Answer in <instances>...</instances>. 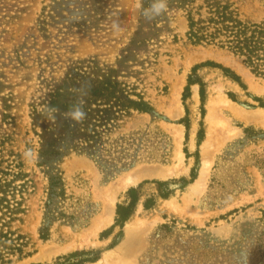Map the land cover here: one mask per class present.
<instances>
[{"label":"rangeland","instance_id":"obj_1","mask_svg":"<svg viewBox=\"0 0 264 264\" xmlns=\"http://www.w3.org/2000/svg\"><path fill=\"white\" fill-rule=\"evenodd\" d=\"M177 1L154 23L141 0H0V137L28 180L13 226L29 252L0 264H53L76 250L89 251L81 264H264V77L226 49L190 42ZM226 1L243 18L264 20V0ZM86 68L154 108L105 128L92 154L72 149L55 122L31 111ZM53 141L58 154H42ZM26 148L38 158L25 162ZM52 177L54 210L42 238ZM159 180L172 182L167 197ZM132 187L138 200L120 226L116 206ZM97 218L103 225L92 233ZM119 247L125 254L113 260Z\"/></svg>","mask_w":264,"mask_h":264},{"label":"trees","instance_id":"obj_2","mask_svg":"<svg viewBox=\"0 0 264 264\" xmlns=\"http://www.w3.org/2000/svg\"><path fill=\"white\" fill-rule=\"evenodd\" d=\"M150 3L151 0H141V8L148 7ZM177 4L183 7L187 21L186 38L190 42L226 49L241 57L253 73L264 77V20L252 21L243 18L237 7L226 0H178ZM162 17L154 19L153 22L161 21ZM93 72V68L72 71L49 95L41 108L34 105L31 110L39 119L44 117L41 112L45 110L46 105L58 108L54 131L61 139L73 142L72 149L88 154H92V149L100 144L101 132L113 126L116 120L122 119L132 111L151 113L154 110L149 101L142 96L131 98L116 80L109 76H95ZM187 82L192 84L196 80L190 76ZM84 83L89 86L88 94L83 97L86 118L81 124L73 125V122L65 119L62 113L67 112L77 102L80 95L77 89ZM199 85L201 100H203V83L199 82ZM7 139L8 136L0 137V263H9L13 258L20 259L29 254L26 251L28 239L13 226L14 221L18 220L17 215L24 209L23 197L27 191L28 180L25 179L26 173L23 171L19 154L12 150H5L4 144ZM55 145L54 141L46 142L41 153L58 154ZM181 181L185 180L182 178ZM171 183L164 180L156 181L161 197H167L170 194ZM49 184L40 229L42 238H46L48 234L46 224H49L53 214L52 200L58 180L52 177ZM127 194L128 202L116 206L115 222L120 226L132 214L138 200L137 188H129ZM153 201L152 198L147 199L144 207L150 208ZM69 217L73 218V213ZM88 253L89 251L76 250L59 257L53 264H81L89 260L84 257Z\"/></svg>","mask_w":264,"mask_h":264},{"label":"clouds","instance_id":"obj_3","mask_svg":"<svg viewBox=\"0 0 264 264\" xmlns=\"http://www.w3.org/2000/svg\"><path fill=\"white\" fill-rule=\"evenodd\" d=\"M169 10V0H151V3L148 7L142 8V15L143 17L148 20L152 21L158 17H161L167 14ZM111 29L113 30L114 34H118L121 28V22L118 18H115L111 21ZM88 85L84 83L81 85L77 92L80 94L79 98L76 103H74L67 112L62 113L65 119L70 120L73 122V125L81 124L86 118V112L84 111V99L83 97L88 94ZM59 112V109L51 106L46 105L45 110L41 112V114L50 122L54 123L56 120V114ZM34 158H38V153H34L32 148H26L25 151L22 153V159L25 162H32Z\"/></svg>","mask_w":264,"mask_h":264},{"label":"bare ground","instance_id":"obj_4","mask_svg":"<svg viewBox=\"0 0 264 264\" xmlns=\"http://www.w3.org/2000/svg\"><path fill=\"white\" fill-rule=\"evenodd\" d=\"M251 118V117H250ZM252 119V118H251ZM261 122H264V118H262V120H261ZM140 175L138 174V173H134V174H130L129 176H127L123 181H124V183L125 184H129V183H132V182H134V181H136L137 179H138V177H139ZM200 180L198 181V183H197V185H202V178H199ZM109 202H110V206L112 205V203H113V194H112V196L110 197V199H109ZM111 212H112V210L110 211L109 210V213L111 214ZM109 217V219H110V215L108 216ZM98 219V218H97ZM108 219V218H107ZM108 219V220H109ZM98 222H99V219H98ZM107 222V221H106ZM109 222V221H108ZM101 225H103L101 222H99V223H97V224H94L93 225V227H92V233H94ZM85 242H88V238L87 237H85V241H83L82 243H80L79 242V244L78 245H80V244H83V243H85ZM125 251L123 250V248L122 247H119V248H117V249H114L113 250V252L111 253V255H110V257L113 259V260H115V258H119V257H122L125 253H124ZM126 257V256H125ZM124 257V258H125ZM123 258V259H124ZM128 258V257H127ZM109 259V258H108ZM126 260V259H125ZM130 260V259H129ZM125 263H127V262H125Z\"/></svg>","mask_w":264,"mask_h":264}]
</instances>
